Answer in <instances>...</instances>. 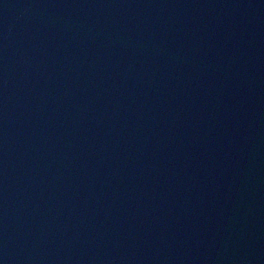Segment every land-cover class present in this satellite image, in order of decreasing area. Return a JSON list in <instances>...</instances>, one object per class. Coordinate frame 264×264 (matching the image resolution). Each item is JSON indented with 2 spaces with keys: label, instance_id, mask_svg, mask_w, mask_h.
I'll list each match as a JSON object with an SVG mask.
<instances>
[{
  "label": "water",
  "instance_id": "water-1",
  "mask_svg": "<svg viewBox=\"0 0 264 264\" xmlns=\"http://www.w3.org/2000/svg\"><path fill=\"white\" fill-rule=\"evenodd\" d=\"M0 264H264V0H0Z\"/></svg>",
  "mask_w": 264,
  "mask_h": 264
}]
</instances>
